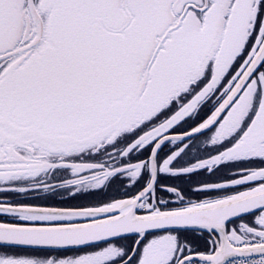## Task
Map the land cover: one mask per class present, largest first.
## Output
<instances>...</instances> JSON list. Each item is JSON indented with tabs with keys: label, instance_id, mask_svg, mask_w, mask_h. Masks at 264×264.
I'll return each instance as SVG.
<instances>
[{
	"label": "snow or ice",
	"instance_id": "snow-or-ice-1",
	"mask_svg": "<svg viewBox=\"0 0 264 264\" xmlns=\"http://www.w3.org/2000/svg\"><path fill=\"white\" fill-rule=\"evenodd\" d=\"M0 264H264V0H0Z\"/></svg>",
	"mask_w": 264,
	"mask_h": 264
}]
</instances>
